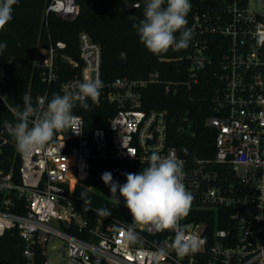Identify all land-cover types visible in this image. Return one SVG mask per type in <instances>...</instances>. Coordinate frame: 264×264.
I'll list each match as a JSON object with an SVG mask.
<instances>
[{"label":"built area","instance_id":"obj_1","mask_svg":"<svg viewBox=\"0 0 264 264\" xmlns=\"http://www.w3.org/2000/svg\"><path fill=\"white\" fill-rule=\"evenodd\" d=\"M50 12L74 21L80 6L76 0H50L46 21ZM193 28L188 79L166 82V92H176L179 84L191 87L208 70L222 82L206 119L216 131L214 155L193 163L167 141L169 111L144 108V89L161 82L159 73L117 77L106 85L102 48L87 32L79 35L80 60L65 54L63 40H50L35 55L34 64L48 85L35 106L46 110L64 63L76 73L60 82L58 94L76 91L85 77L99 78L101 92L117 109L106 127L89 136L84 118L73 112L78 117L69 129L74 140L59 131L43 149L20 154V183L13 181L12 172L0 169V236L18 229L26 264H36L39 250L46 256L44 264H50L47 245L54 237L64 242L65 264H264V0H222L219 8L195 14ZM0 97L6 102L5 95ZM12 127L7 126L10 133ZM74 130L83 131L76 135ZM109 141L117 157L136 161L130 173L146 167L153 151L163 156L175 152L183 161V183L193 201L180 223L186 234L205 240L197 252L182 258L174 251L159 256V246L171 242L175 233H156L148 226L136 229L143 246L125 244L119 229L132 222L131 215L127 221L84 210L73 195L76 185L89 177L91 158L105 154ZM14 198L25 200V213L12 211Z\"/></svg>","mask_w":264,"mask_h":264},{"label":"trees","instance_id":"obj_2","mask_svg":"<svg viewBox=\"0 0 264 264\" xmlns=\"http://www.w3.org/2000/svg\"><path fill=\"white\" fill-rule=\"evenodd\" d=\"M76 1L80 13L74 21H67L53 12L47 15L46 21V8L50 0H19L14 6L13 20L0 30V43L7 45L0 53V93L6 96V102L0 97V169L5 173L12 172L15 183L21 182L20 153L7 126L18 122L10 106L15 110L17 107L23 109L25 94L31 97L35 106L33 101L47 89V83L42 80L40 70L34 64L35 55L43 51L50 40H63L67 43L65 54L80 60L81 32H87L102 48V75L106 85L117 77L142 79L159 73L161 82L150 83L144 89V108L169 111L167 141L190 162L212 157L216 131L206 124V119L212 113L213 99L222 84L221 80L212 70H208L191 87L179 84L176 92H166L165 89L166 82L188 79L189 61L186 55L191 50L193 38L186 49H169L167 53L154 55L140 42L138 31L133 27L144 19V3L139 7L127 8L128 0ZM190 3L191 11L186 19L194 37L195 14L219 8L222 0H190ZM176 35L179 38V33ZM75 73L76 70L69 69V65L63 63L59 78L51 89L58 94L60 82ZM87 103V110L77 104L73 112L84 118L85 132L89 136L93 129L106 127L117 108L102 92L98 104L90 99ZM189 123L192 134L183 129ZM63 132L68 139L74 140L69 129ZM90 165L91 173L84 182L76 185L74 197L84 205L80 195L86 193L91 203L83 208L92 215L97 214L92 209L107 207L112 215L128 221L131 214L124 206L123 198L118 204L101 176L110 172L113 180L123 185L126 182L123 174L132 172L136 168V161L117 157L109 141L105 154H96L91 158ZM2 198L0 191V207ZM11 209L16 213H25V200L14 198ZM24 245L17 228L7 230L0 236V264H26ZM45 260L46 256L39 250L36 264H44Z\"/></svg>","mask_w":264,"mask_h":264},{"label":"clouds","instance_id":"obj_3","mask_svg":"<svg viewBox=\"0 0 264 264\" xmlns=\"http://www.w3.org/2000/svg\"><path fill=\"white\" fill-rule=\"evenodd\" d=\"M18 2L0 0V30L13 20L14 6ZM143 3L144 19L133 27L146 49L154 55L167 53L169 49H186L193 38V30L187 27L186 19L192 7L190 0H143ZM133 7H139V3L133 4ZM6 47V44L0 43V53ZM103 86L99 78L85 77L76 91H65L63 95L54 93L47 102L46 110L39 105L34 106L31 97L25 94L23 109L17 107L14 113L18 122L12 127L18 152L28 156L37 149H43L53 140L56 132L74 128L78 117L73 114V108L79 104L87 110L89 99L98 104ZM82 131L74 130L73 133L79 135ZM147 161V166L138 173H124L126 182L123 185L114 181L110 172L101 176L110 188L111 197L118 204L122 197L131 214L132 222L119 229L124 243L143 246L144 239L136 229L148 226L149 231L156 233H175L171 242L166 240L159 246V256L174 251L182 258L197 252L205 240L186 234L180 223L188 215L193 201L192 193L183 183V161L175 152L163 156L157 151H153ZM80 198L85 206L91 203L86 193H81ZM94 211L102 217L112 214L107 207Z\"/></svg>","mask_w":264,"mask_h":264},{"label":"rangeland","instance_id":"obj_4","mask_svg":"<svg viewBox=\"0 0 264 264\" xmlns=\"http://www.w3.org/2000/svg\"><path fill=\"white\" fill-rule=\"evenodd\" d=\"M185 132L188 134H192V130L190 127H186ZM238 173L242 174L243 169L240 168ZM63 246L64 242L60 238L54 237L50 240L47 245L48 260L50 264H65Z\"/></svg>","mask_w":264,"mask_h":264},{"label":"water","instance_id":"obj_5","mask_svg":"<svg viewBox=\"0 0 264 264\" xmlns=\"http://www.w3.org/2000/svg\"><path fill=\"white\" fill-rule=\"evenodd\" d=\"M139 3V5L143 4V0H128L126 2V7L127 8H133V4Z\"/></svg>","mask_w":264,"mask_h":264}]
</instances>
